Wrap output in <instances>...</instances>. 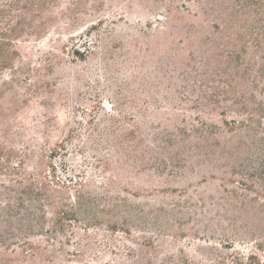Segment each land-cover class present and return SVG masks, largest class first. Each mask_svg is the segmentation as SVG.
<instances>
[{
    "label": "rangeland",
    "instance_id": "1",
    "mask_svg": "<svg viewBox=\"0 0 264 264\" xmlns=\"http://www.w3.org/2000/svg\"><path fill=\"white\" fill-rule=\"evenodd\" d=\"M55 4L39 35L16 42L0 112L9 119L7 147L43 160L46 177L66 186L63 202L90 194L97 223L87 234L78 222L57 234L69 241L64 250L89 257L59 254V263L264 264V111L234 133L223 123L239 120L234 113H205L209 88H225L209 58L222 22L203 0ZM241 43L252 86L237 81L236 96L251 92L252 103L240 101L264 110V70L256 72L264 42ZM233 100L218 110L236 109ZM204 121L234 148L206 157L193 132L204 134ZM2 184L0 175V194L7 193Z\"/></svg>",
    "mask_w": 264,
    "mask_h": 264
},
{
    "label": "trees",
    "instance_id": "2",
    "mask_svg": "<svg viewBox=\"0 0 264 264\" xmlns=\"http://www.w3.org/2000/svg\"><path fill=\"white\" fill-rule=\"evenodd\" d=\"M203 1L204 10H210L222 22V37L211 47L209 58L217 70L218 83L225 85V88H209L206 98L211 106L206 108L205 113L220 116H225L227 112L234 113L239 120L223 122L226 132L234 133L250 128L254 115L264 111L260 105L252 108L240 101V98H244L252 103L251 92L243 90L244 94L239 93L237 97L235 89L237 81L250 82L252 86V60H239L240 52L243 50L246 53L241 42H264V0ZM55 3L56 0H0V99L4 95L3 82H7V79H2L3 72L8 71L11 76L17 68L14 62L18 56L15 44L20 42V35H39L46 21L43 13L49 12L50 6H55ZM257 45V49H261V44ZM261 60V63H257L256 72L263 77L261 72L264 70V57ZM226 99H234L232 102L236 103L237 108L229 111L218 110L219 102ZM8 122V115L0 112V125H3L0 131V175L6 178L8 184H2L7 193L0 194V264H60L62 260H59V254H65V259L84 256L85 254L79 252L64 250L63 245H69V241L61 243L57 234L63 233L66 228L72 229L77 222L87 234L90 221L97 223L96 217L90 220V194L78 192L72 204L63 202L62 190L66 186H60L57 181L46 177L43 160H33L34 152L29 149L18 155L13 148L7 147V143H12L9 140L4 141L8 135L5 130ZM204 122V134L198 128L193 132L198 134L201 141L196 146L202 149L201 152L206 157L227 152L230 147L234 148L231 138H227L223 144L214 138L216 135H223L224 131L219 126ZM21 147L24 148L23 144ZM39 152H42L40 147ZM113 208L117 209L114 206ZM114 210H107V214H112ZM78 214L83 216L81 221L78 220ZM110 224L112 229L117 225L113 220ZM16 239L20 242H16ZM84 247L89 248L90 245ZM84 257H89V253ZM178 261L179 264H190L182 258ZM230 264L240 263L232 259Z\"/></svg>",
    "mask_w": 264,
    "mask_h": 264
}]
</instances>
